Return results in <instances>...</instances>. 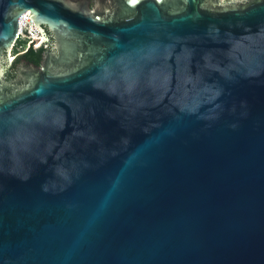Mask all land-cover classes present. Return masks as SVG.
I'll return each mask as SVG.
<instances>
[{"label": "water", "instance_id": "obj_1", "mask_svg": "<svg viewBox=\"0 0 264 264\" xmlns=\"http://www.w3.org/2000/svg\"><path fill=\"white\" fill-rule=\"evenodd\" d=\"M222 1L0 0V264H264V0Z\"/></svg>", "mask_w": 264, "mask_h": 264}, {"label": "flooded vegetation", "instance_id": "obj_2", "mask_svg": "<svg viewBox=\"0 0 264 264\" xmlns=\"http://www.w3.org/2000/svg\"><path fill=\"white\" fill-rule=\"evenodd\" d=\"M68 2H80V4H85L87 1L89 2V6L91 9L95 10L96 13L101 17H110L114 16L115 20L122 19L123 13L125 11V5L128 0H67ZM230 1H238V0H223L222 6H226L227 3ZM136 14V11L134 10L132 12V16ZM129 17V13L127 10V14H125V18ZM49 41L46 43V45L49 46V48H52L54 40L52 38V35L48 32ZM46 50L42 53L41 58L38 60L36 64L37 66L41 65L42 57L45 54ZM23 62H30L27 61L24 58H21L18 60L14 65L10 66L9 68H12L13 72L16 73L19 67L23 64ZM32 63V62H31Z\"/></svg>", "mask_w": 264, "mask_h": 264}, {"label": "built area", "instance_id": "obj_3", "mask_svg": "<svg viewBox=\"0 0 264 264\" xmlns=\"http://www.w3.org/2000/svg\"><path fill=\"white\" fill-rule=\"evenodd\" d=\"M45 44L44 36L34 25L29 13H24L19 20V32L11 52L12 59L19 57L33 46L40 48Z\"/></svg>", "mask_w": 264, "mask_h": 264}, {"label": "trees", "instance_id": "obj_4", "mask_svg": "<svg viewBox=\"0 0 264 264\" xmlns=\"http://www.w3.org/2000/svg\"><path fill=\"white\" fill-rule=\"evenodd\" d=\"M45 51V46H42L40 48H35L33 46H31L27 52H25L24 54L20 55L17 59L20 60L21 58L26 59L27 61H30L32 63H37L38 60L41 58L42 53ZM7 77L9 79L14 78L15 77V73L13 72L12 68L8 69V73H7Z\"/></svg>", "mask_w": 264, "mask_h": 264}, {"label": "snow or ice", "instance_id": "obj_5", "mask_svg": "<svg viewBox=\"0 0 264 264\" xmlns=\"http://www.w3.org/2000/svg\"><path fill=\"white\" fill-rule=\"evenodd\" d=\"M132 3H136V0H132Z\"/></svg>", "mask_w": 264, "mask_h": 264}, {"label": "rangeland", "instance_id": "obj_6", "mask_svg": "<svg viewBox=\"0 0 264 264\" xmlns=\"http://www.w3.org/2000/svg\"><path fill=\"white\" fill-rule=\"evenodd\" d=\"M12 58V57H11ZM18 58V57H17ZM17 58H15V59H17Z\"/></svg>", "mask_w": 264, "mask_h": 264}]
</instances>
